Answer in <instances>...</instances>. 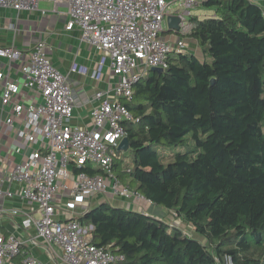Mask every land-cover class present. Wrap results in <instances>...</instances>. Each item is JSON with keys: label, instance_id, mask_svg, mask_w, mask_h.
Listing matches in <instances>:
<instances>
[{"label": "trees", "instance_id": "1", "mask_svg": "<svg viewBox=\"0 0 264 264\" xmlns=\"http://www.w3.org/2000/svg\"><path fill=\"white\" fill-rule=\"evenodd\" d=\"M201 3L215 15L191 17L186 35L202 56L171 53L163 71L134 84L126 106L136 121L124 123L129 148L112 171L204 241L105 201L77 220L93 226L91 243L124 257L114 264H225V255L264 264V10L249 0Z\"/></svg>", "mask_w": 264, "mask_h": 264}, {"label": "built area", "instance_id": "2", "mask_svg": "<svg viewBox=\"0 0 264 264\" xmlns=\"http://www.w3.org/2000/svg\"><path fill=\"white\" fill-rule=\"evenodd\" d=\"M42 1L0 0V7L34 11ZM49 1L53 13H59V7L65 8L64 28L77 29L81 42L100 53L91 77L99 80L107 65L117 80L111 88L95 90L93 99L97 105L90 113L91 127L73 125L75 105L68 75L52 63L45 42H36L26 53L15 44L0 46L2 121L12 126L13 117L18 118V136L35 146L24 162L16 164L5 176L0 175V195H19L37 206L40 216L24 214L21 226L34 228L32 242L41 241L52 254L60 252L64 264H114L124 257L91 243L93 226H82L76 218L61 216V202L55 197L66 196L70 199L66 206L71 209L92 195L102 194L146 211L145 206L151 202L121 184L112 171L113 162L121 153L118 145L126 137L124 123L136 121L126 102L132 98L134 84L152 68L164 69L169 54L184 52L185 43L178 40L173 44L161 36L162 23L169 14L166 0ZM199 1L182 0V21ZM8 26L17 30L14 23ZM12 70L15 76H11ZM69 71L90 72L76 64ZM72 167L101 168L104 173H73ZM4 181L17 183L20 189L4 190ZM224 261L233 264L228 255ZM0 264L43 262L23 250L20 238L4 235L0 229Z\"/></svg>", "mask_w": 264, "mask_h": 264}, {"label": "crops", "instance_id": "3", "mask_svg": "<svg viewBox=\"0 0 264 264\" xmlns=\"http://www.w3.org/2000/svg\"><path fill=\"white\" fill-rule=\"evenodd\" d=\"M169 6V14L175 10L184 9L182 0H166ZM198 2L195 6L189 8L190 14L182 21L181 28L177 31L168 30L164 19V27H162L161 36L175 44L178 40H183L185 43L184 52H189L197 57L202 56L201 48L197 42L186 35L190 26V18L197 17L202 19L207 16L215 15L213 8L204 7ZM252 3L258 4L264 10V0H249ZM43 4L34 11H15L3 9L0 7V46H8L15 44L25 53L38 41H44L47 46V54L52 63L63 73L67 74L68 81L74 94V114L71 123L81 127H91V110L97 105V101L93 99L95 90H105L111 88L117 78L112 74L109 67L104 65L101 70V77L96 80L91 77V72L97 67V61L100 58V53L92 47L84 44L80 40V33L77 29L66 30L65 8L59 7V13L52 12V2L44 0ZM46 11V13H42ZM9 23H14L17 30L9 28ZM76 64L89 69V73H71L70 67ZM11 76H15L14 71ZM1 103V102H0ZM1 109V108H0ZM3 115L0 110V175L5 176L16 164L24 162L34 150L35 146H30L25 143L17 134L20 127V120L13 117L12 126L4 124L2 121ZM2 188L6 190H19L20 186L17 183H8L4 181ZM66 195V194H64ZM68 200L67 197L61 196V216L76 218L82 216L85 210L99 203L109 201L117 206H125L135 208V205L120 198H112L95 194L90 196L85 203L76 204L75 207L69 209L63 204ZM127 202V203H126ZM146 211L157 217L164 219L170 224H177L180 220L172 218L170 213L166 212L159 206L146 205ZM136 209V208H135ZM13 211H17L14 213ZM24 214H29L35 218L40 216L37 206L29 204L19 195L7 197L0 195V229L4 235H14L21 239L23 250L37 257L43 264H64L60 259V252L52 254L41 241L34 243L32 240L35 237L34 228H23L21 220ZM193 235V234H192Z\"/></svg>", "mask_w": 264, "mask_h": 264}, {"label": "water", "instance_id": "4", "mask_svg": "<svg viewBox=\"0 0 264 264\" xmlns=\"http://www.w3.org/2000/svg\"><path fill=\"white\" fill-rule=\"evenodd\" d=\"M165 21H166L168 30L178 31L182 25V12L180 10H175L173 13L168 14L165 17ZM151 71L161 72L163 71V69L162 68H152ZM128 148H129L128 139L127 137H124L118 145V151L126 152Z\"/></svg>", "mask_w": 264, "mask_h": 264}, {"label": "rangeland", "instance_id": "5", "mask_svg": "<svg viewBox=\"0 0 264 264\" xmlns=\"http://www.w3.org/2000/svg\"><path fill=\"white\" fill-rule=\"evenodd\" d=\"M43 2V1H42ZM43 4H40L39 3V7H41ZM214 16V15H213ZM212 16V14H211V16H207V17H204V18H210V17H213ZM203 19V18H202ZM164 23L165 22H163L162 23V27H164ZM207 60L209 61L210 60V57L209 56H207ZM74 95V94H73ZM189 137V135L187 136V138ZM182 150H184V147L183 146H178V147H171L170 149H167V154L170 156L171 155V153H176V152H178V151H182ZM121 154H124V155H126V153H124V152H122V153H119V156H121ZM171 158V157H170ZM122 165H123V163H122ZM127 184H129V182H127ZM108 196V195H107ZM59 198H60V196H56L55 197V199H56V201H59ZM127 203V202H126ZM64 207H66V203H64L63 204V209H64ZM175 221V223H176V219L174 220ZM177 225L178 226H180L183 230H185V231H187V232H189V233H191V234H193L192 233V230H191V228L189 227V225H185V224H183L181 221H179L178 223H177ZM194 235V234H193ZM194 237H196L197 239H199L200 241H204L203 240V238L201 237V236H199V235H197V234H195L194 235Z\"/></svg>", "mask_w": 264, "mask_h": 264}]
</instances>
